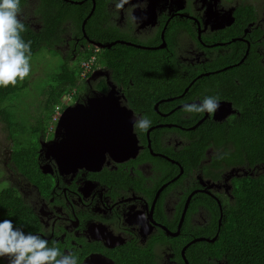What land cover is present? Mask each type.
<instances>
[{
  "label": "flooded vegetation",
  "instance_id": "af4514ba",
  "mask_svg": "<svg viewBox=\"0 0 264 264\" xmlns=\"http://www.w3.org/2000/svg\"><path fill=\"white\" fill-rule=\"evenodd\" d=\"M59 1L77 5L84 0ZM87 1L91 4L90 12L97 10L94 22L97 26L117 28L127 39L113 42L101 39L97 43H129L137 51L120 57L113 55L112 49L114 61L127 60L133 69L145 65L149 82L153 75L157 77L156 84L145 93L141 91L143 98L137 106L144 111L136 110L139 115L150 114L151 100L157 98L154 110L158 116L153 118L157 121L147 132L137 130L135 134L132 129L136 143L127 158L106 153L97 158L103 167L95 162L91 167H77L72 172L70 164L68 171L64 166L60 170L58 162L62 163L63 157L56 158L47 150V158L41 160L46 168L51 164L52 169L48 168L43 184L32 183L24 176L23 183L6 182V187L15 188L14 197L33 214L36 232L61 251H76L80 264H226L216 262L213 257L212 244L219 233L212 236L210 211L217 207L222 211L224 201H234L233 191L229 196V189L235 190L237 180L247 172L234 168L224 174L206 175L202 165L187 171L180 153L190 145L188 138L192 144V137L204 130L205 125L226 124L238 113L217 120L202 113H188L184 105L198 103L206 95L226 101L222 96L227 93L230 77L221 74L243 64L252 45L264 43V8L257 5L259 0H130L124 10H117L112 0ZM21 4L20 18L29 33L41 35L42 44L39 48L32 47V57L39 50H50V45L43 41L45 33L50 35L55 48L62 50L64 59L69 56L70 50L66 48L71 41L76 51L85 48L79 36L81 32L84 35V24L80 26L75 21L83 18L85 9L71 13L57 0H50L45 17L40 10L41 0H21ZM29 6H34L30 14L23 11ZM249 6H254L252 11L247 9ZM34 19H39L41 24H34ZM137 40H149L150 44L145 46ZM91 41L89 38L88 43ZM104 50L98 49L101 56ZM147 51L154 52L150 56L158 61L154 74L150 73L149 59L144 55ZM263 57L264 46L260 45L252 53L250 64L253 60L264 63ZM101 65L94 70L102 75L100 81L105 79L108 85H115L124 96L120 104L129 108L125 90L116 81L119 72ZM98 93L106 94L99 90ZM53 125L55 134L56 124ZM155 132L159 133L155 135ZM89 152V149L83 151L86 155ZM212 154V148L207 150L209 162ZM71 161L77 163L73 157ZM2 169L5 174L10 171ZM207 185L217 190H210ZM36 195L37 199L32 201ZM177 196L178 202L169 200ZM142 214L146 219L141 218ZM24 225L29 228L28 223ZM198 228L203 229L193 233ZM0 264H5L2 259Z\"/></svg>",
  "mask_w": 264,
  "mask_h": 264
},
{
  "label": "trees",
  "instance_id": "16d2710c",
  "mask_svg": "<svg viewBox=\"0 0 264 264\" xmlns=\"http://www.w3.org/2000/svg\"><path fill=\"white\" fill-rule=\"evenodd\" d=\"M41 1L40 10L47 17L46 10L50 0ZM57 1L71 13H74L75 10L85 9L83 18L75 19L80 26L84 24L91 10L89 1L84 0L85 2L78 3L84 2L83 5ZM257 5L264 8V0H259ZM253 7L249 6L248 8ZM97 15V10H95L86 23L84 35L82 32L79 35L82 37L83 42L81 43L85 47L82 50L84 58H96L95 65L91 67L89 75L101 64H103L101 66L117 70L120 77L116 81L124 88L129 106L139 115L140 113L137 111H144L142 107L137 106L143 98L141 91L145 93L152 84H156L157 77L153 75L149 82L147 78L140 77L141 70L146 71L145 65L144 68L138 65L133 69L127 60L116 58L114 61V57L111 55L112 49L113 55L123 57L120 54L126 56L130 51H137L131 46L119 43L112 49H105L103 56L95 51V44L92 41L100 42L101 39L108 42L117 39L127 40L117 28L108 25L97 26L94 23ZM84 18L86 19L84 20ZM47 34H44V40L45 43L50 44ZM22 36L24 39L32 41L33 49L39 48L42 44L41 35L29 33L27 28ZM89 38L92 40L91 43H88ZM167 38L169 40V34ZM260 45L264 46V43L252 45L251 52L247 56L248 59L243 64L221 74L230 77L227 93L222 98L232 102L239 115H232L226 124L214 123L210 127L205 125L204 130L196 132L192 137V144L191 139L188 138L190 145L180 153V159L187 171L190 167L202 165L206 175L208 173L212 175L224 174L234 168L245 169L247 172L246 176L237 180L238 186L233 190L234 201H224L222 211L219 210V207L210 211L214 227L212 236L219 233V237L212 244L213 257L216 262L225 261L227 264H264V63L253 60L254 63L250 64L252 53ZM48 51L54 52L52 49ZM153 53L149 51L144 53L149 59L148 65L151 74H154L158 66V61H154V58L150 56ZM117 66L125 67L127 73L125 70L117 69ZM81 74L82 69L79 66L72 67L62 62L56 69L50 71L49 80L38 90V98L31 100L21 111L19 108L22 92L25 89H27L26 93L32 90L34 81L30 88L27 81L16 87L0 88V122L4 124L8 134L7 138L11 142V148L8 147L12 151L11 163L18 171L17 173L20 172L22 176L31 179L32 183L42 181L43 184V179L48 174L40 170L37 161L38 139L32 141L31 133L38 130V134H40L44 130V123L53 119L52 114L56 113V106L63 105L64 95L71 94L72 98L76 100L82 91L88 89L86 80ZM78 81L82 82L79 86ZM95 89L107 93L109 88L105 79L99 81ZM156 100L157 98L151 100V113L143 115L152 117V119L158 116L154 110ZM64 108L65 106L58 111L61 112ZM156 121L155 118L152 123H156ZM157 133L159 132L154 134ZM210 148L213 149L211 162L208 161L206 155ZM145 153H148V150ZM10 171L12 170L10 169ZM0 175H6L3 169H0ZM212 178L219 179L218 176H212ZM14 193L15 188L6 187V182L0 181V219H12L18 225L23 226L25 231L36 232L32 223L33 214L23 208V205L14 197ZM221 216L223 218L220 225ZM24 222L28 223L29 228L25 227ZM202 229L198 228L193 233H200Z\"/></svg>",
  "mask_w": 264,
  "mask_h": 264
},
{
  "label": "clouds",
  "instance_id": "9594fccd",
  "mask_svg": "<svg viewBox=\"0 0 264 264\" xmlns=\"http://www.w3.org/2000/svg\"><path fill=\"white\" fill-rule=\"evenodd\" d=\"M112 2L117 10H124L125 5H129L130 0H112ZM21 11V0H0V88H8L9 86L16 87L18 84L22 85L26 83L25 81H27L29 88L31 84H33L29 80L32 72V41L26 40L22 36V33L26 31V26L23 20L20 18ZM133 19L136 20L134 15ZM49 37L50 35H47L48 41L50 43V49L55 52L57 48H55V46L50 42ZM44 39L45 38L43 36V41L45 42ZM92 43L95 44L96 52H99L98 49H109L97 46V44L101 43ZM112 48L113 46L110 49ZM246 54L249 55V51ZM92 59V66H94L96 58L93 57ZM243 61L244 60H242V62ZM63 62L67 63L70 66L69 57H67L66 59L63 58ZM25 90L22 93H26ZM108 92L103 95H107ZM66 95H64V97ZM69 96H71L70 102H72L74 99L72 98L71 94ZM57 106L56 112L58 111ZM220 106L221 100L218 96L206 95L198 103L185 104L184 110L188 113H202L214 118L217 111L220 109ZM59 107L60 106H58V108ZM68 108L65 107L62 112H64ZM233 108L237 111L236 113H238V110L234 107V105ZM50 120L52 124H56L57 128L59 119L57 120V122H54V118L49 119V121ZM90 123L92 130L96 129L94 127V120H92ZM0 124L4 125L2 122H0ZM151 125L152 120L147 115H137L134 112L133 132L135 134L137 133V130L147 132ZM53 129L54 127L48 134V138H39L38 144L45 145L47 144L48 140L52 141V143L47 144L50 146L60 143L65 131L61 130L57 137L56 131L54 134ZM108 129L109 128L101 127V133H98V131L95 130L98 134L96 132L92 133L89 146L106 143L103 142L100 138L105 134L110 136ZM89 150L90 155L84 154L82 156H72L77 162L76 164H74L76 168H88L91 167L95 162H101L99 159H97L99 155L94 153L93 150ZM106 153L104 152L103 155H105ZM45 155L47 156L46 152ZM122 157L127 158L129 156L122 155ZM39 161L42 172L48 174L49 171L45 166V162L41 159ZM141 218L146 219L144 214H142ZM5 257L8 260V264H80V257L76 251H61L59 247L55 246L54 243H51L49 239L44 235L38 232L25 231L23 226L18 225L16 221L9 218L0 219V259ZM225 263L227 264V262Z\"/></svg>",
  "mask_w": 264,
  "mask_h": 264
},
{
  "label": "rangeland",
  "instance_id": "374dc122",
  "mask_svg": "<svg viewBox=\"0 0 264 264\" xmlns=\"http://www.w3.org/2000/svg\"><path fill=\"white\" fill-rule=\"evenodd\" d=\"M33 8H34V6H29V8H23V11H26L28 14H30L31 9H33ZM247 9L249 11H252V8H247ZM225 13H228V15H229L231 12L225 11ZM33 23L36 25L41 24L39 19H34ZM84 30L86 31V27ZM192 41L194 43V50H195L196 49L195 40L193 39ZM137 42L142 44V45H145V46L150 44L149 40H137ZM74 45H75V43H72V41H71L70 47L66 48V49L70 50L69 56H68L70 66H72V67L79 66L82 69L81 76L83 78H85L88 89L87 90L85 89L86 91L85 90L82 91L83 96L80 95L77 99V102L75 104H72V106H70L71 105V102H70L71 96L66 95L63 98V105L60 106L59 108L57 106V109L59 110L63 106H65L66 108L72 107L71 111L77 112V111H79L85 107V105L87 104L89 99L97 98V95L100 97H102L103 95H100L98 93V90L95 89V87L98 85V82L100 81V78L102 77V75L100 76V74L97 71L92 72V74L94 72H96L97 75L95 77L91 78L92 74L89 75V71L92 67V60L93 59L92 58L91 59H85L84 56L82 55V50L79 49L78 51H76L74 49ZM184 48L185 47L182 46V50ZM262 61L264 62V57H263ZM62 62H63V57H62V50L61 49H57L55 52H52V53H50L48 50H42L32 57V60H31L32 72H31L29 80L31 81V83L34 81V85L32 87V90L28 91L29 93L27 92V93H23L21 95V99H20V105L21 106L19 108V111H21L23 108H25L31 100L38 98V96H39L38 90L40 89L41 86L44 85V83L46 81L49 80L50 71L52 69H56ZM100 68L101 67H99L98 69H100ZM227 68H230V67H227ZM227 68H225V69H227ZM225 69H223V70H225ZM147 76H148V73L145 71L140 73L141 78H146ZM81 83H82L81 81H78V83H77L78 86L81 85ZM108 88L110 91L111 88L109 85H108ZM74 91H77V89H74ZM120 95H121V92L118 96H120ZM230 112H231V105L228 103H225V102H221L220 109L217 111V113L215 115V119L222 120ZM61 114H63V112L59 113V111H58L54 117V120L59 119ZM52 116H53V114H52ZM127 123L129 124V126L127 127L126 125H124V130H123V135H124V139H125V142H124L125 146H122V153H125L126 149L133 148L135 146V143H136V138L134 136V133L132 132L133 123H132V121L127 122ZM77 124H78V122H75V125H77ZM96 124H98V123L95 122V125ZM95 125H94V127H95ZM88 126L91 127V123H89ZM53 127H54V125L51 123V120L49 122L44 123V130L40 134H38V130L32 131V133H31L32 141H37V139H39L41 137L42 138L43 137L48 138V134L51 132ZM101 127L109 128V124L103 123ZM98 128H99V126L96 129H98ZM96 129L87 130L84 133L87 136H89L90 134H92L94 132L97 133V131H95ZM98 132H99V130H98ZM109 135L111 136L112 133L109 132ZM7 136H8V134H7V131L4 127V125L0 124V164L2 165V167L0 169L7 168L8 170L11 169L13 171V172L7 171L6 172L7 174L4 175L3 177H1L0 181H5V182H8L9 184L11 183L14 185H18L20 183H23L25 181V179H24V176H22L20 174V172L17 173L18 171L15 168H13V164L11 163V154H12V151L10 149L11 148V142L8 140ZM110 136L105 134L104 136H102L100 138V134H99V138L103 142H106V143L109 142V140L111 138ZM48 143H52V141L48 140L47 144ZM47 144H45V145L44 144H38V158H37L38 164L40 162L39 161L40 159L46 158L45 152L47 150H49V152H51L52 154L54 153V148L50 145H47ZM8 147H10V148H8ZM106 152H108L112 156H117L119 158L122 157V155L115 154L112 150H109L108 147H105V153ZM54 156H56V155H54ZM103 165L104 164L102 162H100V166L103 167ZM48 168L52 169V165L48 164ZM40 170H41V168H40ZM229 175L231 176L232 174L229 173ZM238 175H240V174H238ZM224 182H225V180H224ZM207 187H209L210 190H217V189L211 188V186H209V185H207ZM229 191H230L229 196H231V193L233 190L229 189ZM178 196L177 197H169V200L171 202H178L180 200V198ZM37 197H38V195H36L32 201H35L37 199ZM169 216H171L170 212H169ZM2 261L5 264H8V260L6 257L2 258Z\"/></svg>",
  "mask_w": 264,
  "mask_h": 264
},
{
  "label": "water",
  "instance_id": "95a60500",
  "mask_svg": "<svg viewBox=\"0 0 264 264\" xmlns=\"http://www.w3.org/2000/svg\"><path fill=\"white\" fill-rule=\"evenodd\" d=\"M95 8L89 14L88 18L84 22V29L85 25L89 18L92 17ZM117 43L127 44L126 42H114L111 44H97V46L101 48H111L112 46L116 45ZM166 44L162 46L165 47ZM97 74L94 72L91 78L95 77ZM110 91L107 95H103L102 97L97 95V98L89 99L85 107L77 112L71 111L72 107H69L67 110L63 112L60 116L59 121L57 123L56 128V136L58 137L59 132L64 130L65 133L63 134V138L60 143L51 145L54 148V155L56 158H62V163L58 162L60 170L62 166H64V170L68 171V164H70L72 172L76 169V166L72 163L71 157L72 156H82L84 155L83 151L86 149H91L99 156H102L105 152V147H108L109 150H112L115 154L119 155H126L129 156L130 152L133 151V148L126 149L125 153H122V146H125V139L123 135L124 125L127 127L129 124L127 122L133 123L134 119V111L129 109L127 106H122L119 102L120 98H124L123 95H120V91L117 89L115 85H110ZM231 105V112L229 114L236 113L237 111L233 108L231 102L224 101ZM75 107V106H74ZM157 107V106H156ZM228 114V115H229ZM130 118V119H129ZM94 120L98 124L95 125V128L99 126L97 131L98 133L101 132V126L103 123L109 124V132L112 133L110 136V140L107 143H100L98 145H90V138L92 134L87 136L84 132L87 130H92L88 124ZM75 122H78L75 125ZM99 149V150H98ZM138 149L136 147L137 153ZM74 159V158H73ZM100 164V163H99ZM183 171V170H182ZM235 171V170H233ZM189 201V200H188ZM189 203H187L186 208L184 210L183 218L185 217L187 207ZM222 217L220 220L221 225Z\"/></svg>",
  "mask_w": 264,
  "mask_h": 264
}]
</instances>
